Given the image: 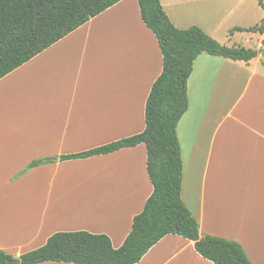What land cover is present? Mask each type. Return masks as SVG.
Wrapping results in <instances>:
<instances>
[{
  "label": "crops",
  "instance_id": "0c3cea01",
  "mask_svg": "<svg viewBox=\"0 0 264 264\" xmlns=\"http://www.w3.org/2000/svg\"><path fill=\"white\" fill-rule=\"evenodd\" d=\"M160 1L178 29L198 26L228 47L256 39L264 49V32L246 31L264 28L258 0ZM235 28L244 31L231 34ZM263 62L201 54L188 81L189 109L177 127L182 199L201 235L238 242L252 264H264ZM162 71L158 40L138 0H122L0 80V252L18 259L59 232L103 234L115 249L124 244L154 190L146 145L60 158L142 133ZM41 159L50 162L29 169ZM225 179L231 196L263 189L241 220L234 213L231 224L245 237L216 220ZM137 264L214 263L193 241L168 235Z\"/></svg>",
  "mask_w": 264,
  "mask_h": 264
},
{
  "label": "trees",
  "instance_id": "16d2710c",
  "mask_svg": "<svg viewBox=\"0 0 264 264\" xmlns=\"http://www.w3.org/2000/svg\"><path fill=\"white\" fill-rule=\"evenodd\" d=\"M122 0H0V80ZM141 17L156 36L163 71L154 82L145 109V130L137 135L61 157L88 159L145 144L153 193L133 219L124 244L115 249L106 235L86 231L59 232L18 259L0 252V264L62 262L71 264H137L168 235L193 241L195 250L214 264H252L243 247L221 237L201 235L199 223L182 199L183 161L177 127L189 109L188 81L201 54L249 64L259 52L228 47L200 27L176 28L160 0H138ZM264 7V1L258 0ZM244 31L235 28L230 31ZM246 31L264 32L263 25ZM264 59V49L260 51ZM264 63V62H263ZM49 159L34 161L29 169Z\"/></svg>",
  "mask_w": 264,
  "mask_h": 264
},
{
  "label": "rangeland",
  "instance_id": "374dc122",
  "mask_svg": "<svg viewBox=\"0 0 264 264\" xmlns=\"http://www.w3.org/2000/svg\"><path fill=\"white\" fill-rule=\"evenodd\" d=\"M258 36V35H257ZM254 37V36H253ZM258 41L252 40L251 43H244L245 45H242L245 48H250L253 50H256L259 52V57L261 56V60L263 59L259 48L257 47ZM257 61H259L257 59ZM227 181L226 179L222 182V188L223 191L220 190L219 188L217 189V200L221 199L218 202V207H216V220L221 222L222 220L226 222L227 228L231 230V232L237 234V235H242V237H245L244 234H241L239 232L238 229L234 228V226L231 224V222L233 221L234 218V213L237 216V218L240 216V220L242 218V215L244 214L243 212L246 209V206L252 202L255 201V199L261 197V191H263V189H254L252 192H250V194H248L247 192H245L244 194H240V195H235V196H231L229 194V190H225V188H227ZM220 187V186H219ZM219 190H220V196H219ZM251 195V196H250ZM228 199V203H225V199ZM262 199V198H260ZM262 201V200H261ZM232 202V204H231ZM242 210V211H239ZM236 211V212H235ZM263 218V223H264V216ZM264 237V235H263ZM262 247V246H261Z\"/></svg>",
  "mask_w": 264,
  "mask_h": 264
},
{
  "label": "water",
  "instance_id": "95a60500",
  "mask_svg": "<svg viewBox=\"0 0 264 264\" xmlns=\"http://www.w3.org/2000/svg\"><path fill=\"white\" fill-rule=\"evenodd\" d=\"M10 264H20L19 260L12 261Z\"/></svg>",
  "mask_w": 264,
  "mask_h": 264
}]
</instances>
